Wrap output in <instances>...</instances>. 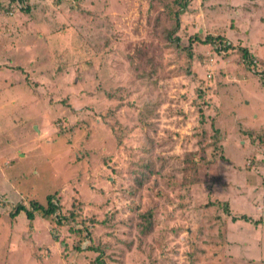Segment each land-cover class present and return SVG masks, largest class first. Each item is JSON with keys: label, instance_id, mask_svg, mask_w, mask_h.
I'll use <instances>...</instances> for the list:
<instances>
[{"label": "rangeland", "instance_id": "obj_1", "mask_svg": "<svg viewBox=\"0 0 264 264\" xmlns=\"http://www.w3.org/2000/svg\"><path fill=\"white\" fill-rule=\"evenodd\" d=\"M28 1L0 30V264H264V0L242 45L241 0H191L174 41V0ZM53 193L66 223L12 215Z\"/></svg>", "mask_w": 264, "mask_h": 264}, {"label": "trees", "instance_id": "obj_2", "mask_svg": "<svg viewBox=\"0 0 264 264\" xmlns=\"http://www.w3.org/2000/svg\"><path fill=\"white\" fill-rule=\"evenodd\" d=\"M191 2V0H174L173 3H175L176 5H178L179 9L178 10H174V15H175V19H176V23L175 26L168 31L167 33V39L170 41H174L177 40L178 36V31L180 29V25H181V20H180V15L184 12L187 11L188 6L190 5L189 3ZM33 6L30 5L28 0H0V30H2L3 28H6L8 26H10V21L8 20L9 17L4 18V14L7 15L8 13H11L15 10V13L18 10H21L22 12H26L28 14H31ZM14 13V14H15ZM5 31V30H3ZM177 34V35H176ZM197 37H200V35L195 36L194 38V42L192 43V45L195 43ZM179 39V38H178ZM224 37L222 35H218L216 37L212 36V35H208L206 36L203 40L201 39H197L202 43H206V44H214L215 42H219L222 43L224 41ZM232 49V44L231 45H226L224 47V57L229 53L228 51ZM241 50V57L243 58V62L246 63V65L250 68L252 66V62L255 56L251 55L249 50L246 47H240ZM200 58H202V56H200ZM146 168H152L149 172V175H144L143 178V173L142 172L140 175H138V177H136V183H135V188H133L131 190V192L136 193V190H138L137 185H139V187H143L144 183L147 181V179L149 178L150 175L154 174V168L155 165H146ZM59 203L58 202V197L56 193L53 194H49L47 196V204H42L39 201H32L31 202V209H28L24 204L19 203L15 205V212H12L13 214H17L22 210H25L27 212V215L29 218H33L36 212H40L41 215L44 218L47 219H51V218H57L58 222L61 223H66L67 220H69V218L62 214L60 207H59ZM153 209H149V210H145V211H138L137 213V217L140 219V222H138L139 226H140V231L143 235H148V234H152L155 230V218H154V214H153ZM234 219H238V218H245L246 220H250L249 216L247 215H240V216H234ZM64 219V220H61ZM76 232L77 234L80 236V240L74 244V247L78 250H82V242L86 239L89 238L90 232L86 229H81V225L78 226L76 228ZM89 249H94L96 251H99V256L96 257L95 259V263L96 264H106L105 260L102 257V253H103V249L98 246V247H94L91 245L87 246Z\"/></svg>", "mask_w": 264, "mask_h": 264}, {"label": "crops", "instance_id": "obj_3", "mask_svg": "<svg viewBox=\"0 0 264 264\" xmlns=\"http://www.w3.org/2000/svg\"><path fill=\"white\" fill-rule=\"evenodd\" d=\"M228 1V0H227ZM240 0H236V3L237 2H239ZM257 0H241V2H242V4L243 5H240V6H242L243 8H242V11H244V12H240L239 11V9H238V11H236L237 12V17H239V16H241V17H239V18H236L235 16V19L237 20L236 22H237V26L235 27V29L234 28H231V30H232V32H233V36L235 37V38H237L238 39V36H239V32L241 31V29H244L245 31H247V32H249V30H248V21H247V17H246V15L247 14H251L253 11H255V10H258V8L259 7H257V2H256ZM262 5H264V2H263V4ZM262 5L260 6V7H262ZM229 9L230 8H228V12H229ZM232 19H230L229 18V16H227L226 18H225V22L226 23H230L231 24V27H233L232 26V24H234L233 23V21H231ZM225 28H229V26H226ZM226 36L228 37V38H230L229 36H228V34H226ZM231 39V38H230ZM233 42H234V44H241L242 45V43H240V41L242 40L241 38H239L237 41H234L233 39H231ZM244 46V45H243ZM244 47H246L248 50H249V52H250V54L251 55H253V56H255L257 59H259L258 58V56H257V54H255L256 53V50H253V48H251L250 46H244ZM226 59V60H225ZM225 59H224V61H230V59L229 58H227V57H225ZM234 59H236V58H234ZM239 61H241L242 63L241 64H245L244 66H247L246 65V63H244L243 62V58L241 57V54H240V59L238 60V62ZM239 66H240V64H239ZM209 67H211L210 65H209ZM216 66L215 65H212V68H215ZM232 67H233V65H232ZM263 68H264V66H262ZM233 71H231V75L230 76H234V80H239V76L240 77H242V74L241 75H239L238 74V72H239V70H238V67L237 68H233L232 69ZM234 70L236 71V72H234ZM235 74H237V76L235 75ZM227 75H229V72H228V74ZM244 77H245V75L243 76V80H244ZM264 78V77H263ZM247 80V79H246Z\"/></svg>", "mask_w": 264, "mask_h": 264}, {"label": "built area", "instance_id": "obj_4", "mask_svg": "<svg viewBox=\"0 0 264 264\" xmlns=\"http://www.w3.org/2000/svg\"><path fill=\"white\" fill-rule=\"evenodd\" d=\"M223 47V44L222 43H219V48H222ZM224 49V48H223ZM258 63V60L256 58L253 59V64H256ZM256 72L258 75L264 77V68L262 67L261 70H257V71H254Z\"/></svg>", "mask_w": 264, "mask_h": 264}, {"label": "clouds", "instance_id": "obj_5", "mask_svg": "<svg viewBox=\"0 0 264 264\" xmlns=\"http://www.w3.org/2000/svg\"><path fill=\"white\" fill-rule=\"evenodd\" d=\"M228 46V45H227Z\"/></svg>", "mask_w": 264, "mask_h": 264}]
</instances>
